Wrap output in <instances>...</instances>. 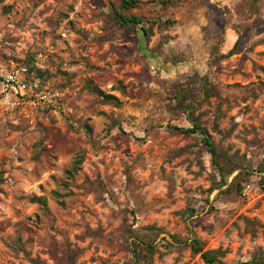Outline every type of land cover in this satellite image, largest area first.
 <instances>
[{
	"label": "rangeland",
	"instance_id": "374dc122",
	"mask_svg": "<svg viewBox=\"0 0 264 264\" xmlns=\"http://www.w3.org/2000/svg\"><path fill=\"white\" fill-rule=\"evenodd\" d=\"M120 2L0 0V264H264V0Z\"/></svg>",
	"mask_w": 264,
	"mask_h": 264
},
{
	"label": "built area",
	"instance_id": "2783aa9c",
	"mask_svg": "<svg viewBox=\"0 0 264 264\" xmlns=\"http://www.w3.org/2000/svg\"><path fill=\"white\" fill-rule=\"evenodd\" d=\"M59 95L38 90L18 70L0 74V109L11 110L24 105L56 107Z\"/></svg>",
	"mask_w": 264,
	"mask_h": 264
},
{
	"label": "trees",
	"instance_id": "16d2710c",
	"mask_svg": "<svg viewBox=\"0 0 264 264\" xmlns=\"http://www.w3.org/2000/svg\"><path fill=\"white\" fill-rule=\"evenodd\" d=\"M138 3V0H121L119 8L122 10H129V9H133L136 7ZM119 22L121 25H127V27H135L137 24H139L141 21L140 19H137L134 16H122L119 15ZM139 31L141 32V34L143 36H146L147 31L144 28H139ZM236 46V44H235ZM234 46V47H235ZM232 53V50L229 52ZM95 91H97L103 98L105 101H109V100H114L115 98L113 96L110 95H105L103 92H101L100 90L96 89ZM182 95H177L176 99L179 100L178 105L179 107H182V103L184 101V99H181ZM88 129V128H87ZM175 130L179 131L182 134H186V135H191V134H200L203 138V143L204 146L207 148V151L209 152V154L212 156V162L215 165V167L219 168V166L217 165V153H216V148L214 147L213 143L210 140V137L208 135V133L201 127L198 126H194L193 128H188V129H181V128H174ZM77 165L74 166L72 171H67V174L72 176L73 172H75L77 170ZM38 203L42 206L43 209H47L46 206V201L45 199L41 198L40 200H37ZM192 211L191 213L188 215V218L191 217ZM143 243L144 245H147V247L149 249H152V244L151 243H144V242H140ZM191 250L193 253L195 254H200L202 260L206 263V264H222L221 262H219L217 260V256H216V252L213 251H203L202 248L199 246V242L198 240H193L192 245L190 246ZM242 264H258L255 261H248V262H244ZM261 264V263H260Z\"/></svg>",
	"mask_w": 264,
	"mask_h": 264
}]
</instances>
